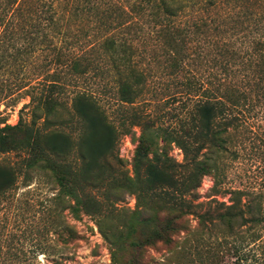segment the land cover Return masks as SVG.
Wrapping results in <instances>:
<instances>
[{"label":"trees","instance_id":"1","mask_svg":"<svg viewBox=\"0 0 264 264\" xmlns=\"http://www.w3.org/2000/svg\"><path fill=\"white\" fill-rule=\"evenodd\" d=\"M43 56L49 70L37 75L47 80L26 92L30 122L0 123V154L19 157L0 162V264H40L64 211L101 215L88 189L136 196L137 209L110 242L113 261L125 246L135 254L126 264H149L150 249L177 247L183 232L196 264H264V171L253 187L224 185L240 133L264 117V0H0V75ZM102 63L120 106L132 110L123 133L140 130L132 177L123 173L119 131L91 93L71 98L75 137L45 128L63 107L61 79L93 76ZM147 78H192L174 124L136 113ZM38 169L50 172L58 193L15 199L21 179L29 187ZM207 176L210 196L199 201ZM146 197L158 205L148 217L140 209Z\"/></svg>","mask_w":264,"mask_h":264},{"label":"rangeland","instance_id":"2","mask_svg":"<svg viewBox=\"0 0 264 264\" xmlns=\"http://www.w3.org/2000/svg\"><path fill=\"white\" fill-rule=\"evenodd\" d=\"M75 26V25H73ZM74 28V27H73ZM49 66L44 56L32 60L23 69L11 68L0 75V123L14 126L19 120L30 122V109L24 105L29 103L27 90L30 86H39L47 78L38 76V72ZM100 70L93 76L87 78H62L65 83L59 99L63 107L53 120L45 127L55 129L75 137L76 124L71 115V98L73 94L85 91L94 95L104 107L108 119L119 131L117 142L118 155L122 160L123 173L132 177V158L140 135L139 128H131L130 132L123 133L122 123H129V115L132 113L128 105L122 107L117 100L116 78L108 72L107 64H100ZM193 70L200 69L191 66ZM192 78H147V84L143 90V98L136 102V113L151 111L157 118L159 124L167 126L174 124L176 112L182 109L185 100L180 98L183 91V84ZM204 80L205 78H194ZM40 115V114H39ZM255 120L245 131L240 133L241 147L236 160L225 161V187L229 189L247 188L255 186V179L264 171V117ZM41 122V121H40ZM41 124V123H40ZM170 156L178 162H182V152L176 146H172ZM19 157L15 153L0 154V162L15 165ZM22 179L19 182L18 190L15 192V199H27L40 201L44 198H51L58 193V186L54 177L48 170L38 169L29 174L27 184L24 187ZM212 178L207 176L202 179L201 187L197 190L199 201H206L210 196ZM89 194L96 196L100 203L102 213L78 214L73 217L68 211H64L62 218L58 221L61 228L57 235L49 237L51 242L43 255H39L40 264H126L135 256L134 252L126 249L116 252L115 260L112 259L113 237L117 236L118 230H122L129 212L137 209L136 196L131 193H122L116 197L95 189H88ZM141 211L144 217L151 216L153 210L158 208L155 201L150 198H142L140 201ZM26 206V203H25ZM144 206V207H143ZM145 207L148 211L145 212ZM144 208V209H143ZM125 212L126 214H123ZM195 222H191L194 226ZM59 228V227H58ZM63 230V231H61ZM108 236L106 240L103 233ZM185 233L181 232L177 240V247H166L159 244L155 249H150L147 254L149 264H196L194 254L188 256ZM213 264H218L213 259ZM220 264V263H219Z\"/></svg>","mask_w":264,"mask_h":264}]
</instances>
